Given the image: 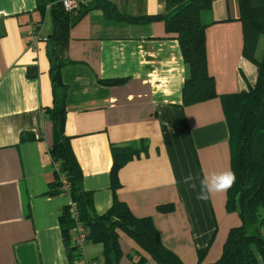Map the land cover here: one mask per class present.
<instances>
[{
	"label": "crops",
	"instance_id": "crops-1",
	"mask_svg": "<svg viewBox=\"0 0 264 264\" xmlns=\"http://www.w3.org/2000/svg\"><path fill=\"white\" fill-rule=\"evenodd\" d=\"M120 14H158L165 0H106ZM0 0V264H70L58 217L70 199L46 191L54 180L48 147L52 122L47 47L63 60L64 133L92 193L94 210L110 205L111 145L144 140L145 153L117 170V199L136 216H150L162 244L185 264L214 261L229 227L239 223L226 211L225 193L197 200L182 182L230 169L228 129L218 96L180 105L184 66L175 37L162 20L126 22L99 7L51 19L49 3ZM95 0H88L92 5ZM206 69L217 94L244 89L255 66L242 53L237 0H211L202 11ZM33 34H27L28 26ZM32 68L35 75H28ZM122 78L106 84L103 79ZM171 203L168 211L158 204ZM71 231L70 242L72 243ZM117 264H134L135 243L118 231ZM72 264H104L100 243L86 242ZM147 264H153L148 259ZM254 264H263L260 258Z\"/></svg>",
	"mask_w": 264,
	"mask_h": 264
},
{
	"label": "trees",
	"instance_id": "trees-1",
	"mask_svg": "<svg viewBox=\"0 0 264 264\" xmlns=\"http://www.w3.org/2000/svg\"><path fill=\"white\" fill-rule=\"evenodd\" d=\"M39 7L49 3L53 21L64 20L65 12L56 0H38ZM87 4V3H86ZM81 5L83 11L99 7L113 19L126 22L162 20L166 32L177 40L184 66L180 88V105L185 106L218 96L228 129L230 170L235 173L234 184L225 193L226 211H235L237 225L228 228L220 255L205 264H254L259 257L264 264V41L260 55H255L257 41L264 35V0H237L238 20L242 32V55L255 66V78L246 88L236 92L217 94L214 79L206 69L205 28L211 21H202L201 13L209 9L211 0H165L164 11L158 14H120L106 0H95L92 5ZM73 20L80 15L79 10ZM48 76L51 105L45 109L52 122L51 144L48 154L54 169V180L48 185L50 195L61 193L59 175L67 181L66 193L75 203L78 218L86 231L87 242L100 243L104 264H117L120 257L118 231H122L136 245L129 253L134 264H185L174 252L165 247L150 216L134 215L127 204L116 198L117 170L126 161L145 153L144 140L111 145L109 182L112 192L110 205L102 213L94 210L92 193L81 184L82 172L70 146V137L64 133L65 87L60 78L63 60L47 47ZM28 75H35L30 68ZM122 78L100 80L102 83H120ZM159 211H168L171 203L158 204ZM60 233L70 264L78 258L70 242L72 218L68 205L62 206L58 217ZM197 261L204 249H197Z\"/></svg>",
	"mask_w": 264,
	"mask_h": 264
},
{
	"label": "clouds",
	"instance_id": "clouds-1",
	"mask_svg": "<svg viewBox=\"0 0 264 264\" xmlns=\"http://www.w3.org/2000/svg\"><path fill=\"white\" fill-rule=\"evenodd\" d=\"M199 179V191L196 194L197 200H208L213 194H223L234 184L235 173L230 169L223 171H212L202 178L196 177L192 173L183 177L182 182L193 191H196V180Z\"/></svg>",
	"mask_w": 264,
	"mask_h": 264
},
{
	"label": "built area",
	"instance_id": "built-area-1",
	"mask_svg": "<svg viewBox=\"0 0 264 264\" xmlns=\"http://www.w3.org/2000/svg\"><path fill=\"white\" fill-rule=\"evenodd\" d=\"M56 1L59 3L60 7L65 12L70 14V13H74L81 5L86 4L88 0H56ZM33 30H34L33 26L31 25L28 26L27 34L33 37L34 36ZM52 168L56 169L57 165L52 163ZM59 179L61 183L60 184L61 193H66L65 190L67 188V181L62 174L59 175ZM68 209H69V214L73 222L72 228H71V231L73 232L72 244L75 246L78 254L79 253L83 254L84 246H85V243L87 242L86 231L81 221L78 218V211L75 207V203L71 200L68 203Z\"/></svg>",
	"mask_w": 264,
	"mask_h": 264
},
{
	"label": "rangeland",
	"instance_id": "rangeland-1",
	"mask_svg": "<svg viewBox=\"0 0 264 264\" xmlns=\"http://www.w3.org/2000/svg\"><path fill=\"white\" fill-rule=\"evenodd\" d=\"M263 41H264V35L261 34L259 39H258V41H257V46H256V49H255V55L256 56L260 55V51H261V48H262V45H263Z\"/></svg>",
	"mask_w": 264,
	"mask_h": 264
}]
</instances>
